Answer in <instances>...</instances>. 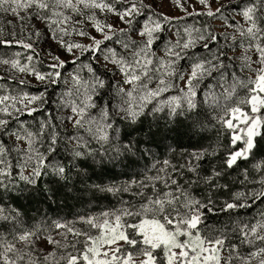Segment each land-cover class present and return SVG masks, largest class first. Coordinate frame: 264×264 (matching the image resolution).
Returning a JSON list of instances; mask_svg holds the SVG:
<instances>
[{
    "label": "snow or ice",
    "instance_id": "snow-or-ice-1",
    "mask_svg": "<svg viewBox=\"0 0 264 264\" xmlns=\"http://www.w3.org/2000/svg\"><path fill=\"white\" fill-rule=\"evenodd\" d=\"M216 2L213 9L211 0H195L202 6L197 10L190 0H168L183 13L171 15L160 10L165 0H0V13L20 21L22 33V38L15 31L3 38L0 28V46L38 56L33 37L44 32L36 21L60 50L48 53V72L37 69L33 55L21 63L19 52L0 54V65L9 72L0 76L5 81L0 84V203L13 189L23 192L18 181L35 192L41 191L36 186L42 177L52 184L65 181L71 170L66 164L79 169L80 183L92 179L89 168L99 176L120 165L127 173L140 160L155 157L153 148L174 151L165 143L175 139L173 133H191L189 140L200 135L205 121L228 139L226 145L180 153L182 164L170 159L146 164L142 179L92 184L98 192L132 193L137 202L121 201L118 208L75 222L27 228L18 209L0 207V264H264V211L250 221L229 216L209 223L210 216L264 200V160L253 165L261 173L260 191L235 192L219 205L213 198L229 188L220 181L232 172L241 173L240 184L249 182V170L241 164L255 159L258 141L264 140V0ZM229 8L234 15H225ZM199 16L221 20V30L178 27ZM236 16L239 21L228 23ZM73 35L89 42L68 39ZM69 63L74 67L62 72ZM11 73L32 76L44 88L13 94L6 87L17 79ZM61 81L65 90L51 101L55 107L45 108L48 88ZM217 156L201 175L202 162ZM185 173L191 175L185 179ZM201 185L204 194L196 192Z\"/></svg>",
    "mask_w": 264,
    "mask_h": 264
},
{
    "label": "trees",
    "instance_id": "trees-1",
    "mask_svg": "<svg viewBox=\"0 0 264 264\" xmlns=\"http://www.w3.org/2000/svg\"><path fill=\"white\" fill-rule=\"evenodd\" d=\"M205 20L207 24L212 27L211 18L207 16H200L199 19ZM187 21L191 22L194 21L195 23L198 22L194 17H188ZM25 86V85H23ZM31 90L34 91H42L44 85H26ZM55 87L52 90H48V95L50 97V103L45 105V108H53V104L51 101L55 98ZM205 123V129L200 133L198 136H194L191 140H189V133L188 135H179L178 133H173V137L175 139H169L165 141L166 144L171 145L173 150H167L165 148H160L159 150L153 148V152H155V157H150L147 159H143L139 161V164L132 169H129L127 173L125 170L120 166L117 165L115 169L107 172L103 175H93L92 170L86 169L87 175L91 176L92 179L86 181L85 183H80L79 180L82 177L77 176L78 168H72L71 164H66V167L71 169L68 173V178L65 181H61L59 184H52L49 180V177H42L41 181L36 186L41 191L35 192L31 188H25L23 182H17L18 188L23 189V192L13 190L4 194V197L9 200L10 205H12L15 209H18L22 216L25 217L27 220V224H31L36 217L40 215H44L45 217H49V220H56L65 217H70L76 213H79L82 210H86L91 208L92 206H104V205H112L114 201L118 200L119 198L123 197L126 198L124 194L121 193L118 195H112L110 193L105 192H98L95 191L91 185L92 184H114L121 183L124 179L136 177L137 174L139 175L142 171L145 170V165L147 164L150 168L151 164L157 160L163 159H170L171 161L178 159L179 164L184 163V159L180 157V153L183 151H193L200 147H216L219 144L226 145L228 143L227 136L223 133H218L217 127H213L211 124H208L207 121ZM139 135V133L137 134ZM201 136L204 137L201 139ZM159 139V138H158ZM225 151L224 148H220L219 152L223 154ZM90 161V158H88ZM219 159L217 157H209L208 160L202 162V172L201 175H206L209 171V161L211 163H215L216 160ZM264 160V140L258 141V148L255 150V159L250 160L247 164H241V168L247 167L249 170V175H252L256 170L254 169L253 165L257 162ZM78 163V162H77ZM141 167V168H139ZM138 168V169H137ZM97 174L100 173L99 167L96 168ZM191 174L185 173V179L190 176ZM261 175V174H260ZM242 179V175L239 172H232L230 176L227 177V180L221 179L220 183L223 184L225 182L229 183V188L224 190H220L214 192L213 198L217 201L219 205L225 200H230L232 195L235 192H241L244 188V185L240 184L238 181ZM113 182V183H112ZM183 182V180H181ZM67 183L68 187L63 188L61 185ZM86 185L88 187L86 188ZM202 186L196 190V192L202 189ZM45 188H50L55 192V195H52L49 192H45ZM59 189V191H57ZM261 188L258 190L260 191ZM257 191V192H258ZM3 198L2 203H5L6 200ZM128 199V197H127ZM262 201H256L251 208L248 209H241L238 212H233L231 214L224 213L218 216H210L209 223H222L228 221L229 216L233 220L235 219H243V217L249 216L250 214L256 211V208L261 204Z\"/></svg>",
    "mask_w": 264,
    "mask_h": 264
},
{
    "label": "rangeland",
    "instance_id": "rangeland-1",
    "mask_svg": "<svg viewBox=\"0 0 264 264\" xmlns=\"http://www.w3.org/2000/svg\"><path fill=\"white\" fill-rule=\"evenodd\" d=\"M149 2H152V0H149ZM190 3L194 4L195 8L197 10H202V6L199 5V4H195V0H190ZM220 3L227 4L228 0H220ZM211 4H212L213 9H215L216 7L219 6L217 4L216 0H211ZM186 6H188V5H186ZM160 10L164 11V12H167V13H169L171 15H183V13L180 12L174 5L169 4L168 0H165L164 7L161 8ZM191 10H192V8L189 7V11H191ZM225 15L226 16H232V15H234V13L229 8V9L225 10ZM101 18H103V17H101ZM194 18H196V20L198 22L195 23L194 21L189 22V21L186 20V21H182L181 24L178 25V27H181V29H182V27H183V25L185 23L186 24H190V25H195L196 27H202V26H205V25L210 27V25L207 24L205 22V20H202V18L198 20V18H200V16L199 17H194ZM239 20H240V17L236 16L235 20H231L230 19L228 21V23H235L236 21H239ZM10 21H11V23H9ZM211 21H212L211 25H212L213 29H215V30H217L219 32L221 30L222 21L221 20H217V19H213V18H211ZM33 23L36 25L37 28H40L41 31L44 32V35L41 36L39 39L33 37V42H34V46L36 48V52L39 53L38 56H36L35 53H32L31 51L25 50L22 47H18V46H13V47L0 46V54H6L7 56H12L14 53L19 52L21 54L20 57H19L21 63H26L27 62L26 59H25L27 55H33L34 56L33 63H35L37 69L39 71H41V72H48V71H50V69L48 68V64L51 63V58L48 55V53L52 52V53L59 54L60 50H58V46L52 40L47 38V32L44 29L43 25H40L36 21H33ZM13 25L15 27H13ZM0 28H2L4 30V33H5V36L3 38H11L7 34L11 33L12 31L16 32L17 38H22L20 21H18L11 14L0 13ZM227 31L230 32L231 29H227ZM93 35H98V34L93 32ZM68 39L79 41V42H82V43H88L89 42L87 40V38H82V37H78V36H75V35H73L72 37H69ZM160 47L161 46H159V45L157 46L158 54H162L160 52ZM196 51L199 54H201V55H207V53L203 49H201L199 47L196 49ZM237 51H239V49ZM62 58L63 59H68L69 61L71 60V57L68 56L67 54L62 55ZM82 59L87 60V57L85 56ZM253 59H255V57H253ZM181 66L182 67L185 66L184 62H181ZM6 67L7 66L0 65V76L7 77L9 72L6 71ZM73 67L74 66L71 65V63H69L66 66V68L62 69L61 71L66 73L67 71H70ZM11 74L14 75L17 79L15 81L9 80L7 82L6 87L9 88L12 91L13 94H15L16 92H19L21 90L25 91V92H29L31 94H38L39 93L38 91L31 90L29 87L20 85L18 83L19 79H25L26 81H28L27 85H33V86L43 85L40 82L36 81L34 77L27 76V75L22 74V73H11ZM82 75L87 76L86 71L83 72ZM206 83H207V81H206ZM0 84H5V81H0ZM53 88H54V85L50 86L48 88V90H52ZM64 90H65V85L61 81V83H59L57 85V87H55V98H54V100H57L59 98V94L61 92H63ZM54 107H55V105L53 104V108ZM37 115H39V114H37ZM22 119L29 120V121L31 120L30 117H22ZM68 131H71V129H68ZM5 140H7V138H5ZM183 152H188V151H183ZM189 152H191V151H189ZM179 156L181 157V155H179ZM159 161H162V160H159ZM172 163L173 164H179L178 159H175V161L172 160ZM139 168H141V167H139ZM144 172H145V170L142 171L136 177L127 178V179H124V181L121 182V183H119V182L116 183L115 182L114 184H117V185L123 184L125 181H127L129 179H142ZM260 174L261 173L255 171L254 173H252V175H249V182L244 184V187H243L244 189L241 192L250 193L252 191H258L261 188V185L257 182L259 180V178H260ZM17 187H18V185H17ZM13 190H16V189H13ZM133 191H135V189ZM197 193L198 194H204L205 193V187L202 186V189L200 191H198ZM121 194L122 195L124 194L125 196H127L128 199H127V197L126 198L121 197L118 200L114 201V203L112 205H110V206H108V205H104V206H100V207L92 206L91 208L86 209V210H82L79 213H76V214H74V215H72L70 217H65L64 216L63 218L56 219V220L75 222V221L78 220V218L80 216L97 215V214L101 213L102 211L110 210V209H113V208H118V207L121 206V204H120L121 201H129V202H132V203L137 202L138 198L134 197L132 195V193L125 192V193H121ZM213 195H214V193H213ZM4 198L6 199V197H4ZM4 202L5 203H0V207H4L6 212L11 211L12 209H15L12 205H10V202H9L8 199H6ZM262 211H264V201L261 202V204L256 208V211L254 213L250 214L249 216L247 215L246 217H243L242 220L243 221H250L254 217L258 218L259 213L262 212ZM49 217L50 216L45 217L44 215H40V216L36 217V219H34L33 222H31V224H27V220L25 219V217H23V221H24L25 227H27V228H33V229L36 228V227L47 228V226H49L53 221H56L55 219L54 220H49ZM77 227H82V225L77 224ZM40 247L43 248L44 246L41 245Z\"/></svg>",
    "mask_w": 264,
    "mask_h": 264
}]
</instances>
